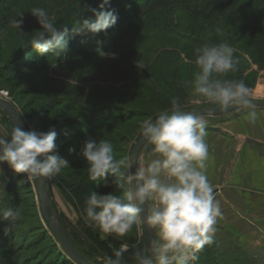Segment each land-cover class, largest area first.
Listing matches in <instances>:
<instances>
[{
	"label": "clouds",
	"instance_id": "9594fccd",
	"mask_svg": "<svg viewBox=\"0 0 264 264\" xmlns=\"http://www.w3.org/2000/svg\"><path fill=\"white\" fill-rule=\"evenodd\" d=\"M109 2L102 0L101 10H93L94 20L77 23L73 38L113 27L118 17L113 10H105ZM30 13L42 30L31 35L29 45L41 56L65 53L69 43L67 29L57 27L55 17L42 7H33ZM22 23V19L13 21L17 32ZM194 64L196 71L184 84L197 103L214 105L224 112L246 110L244 118L257 122L259 114L251 89L242 80L222 78L235 72L238 65L230 45L205 43L197 47ZM137 67L144 68L140 63ZM206 128L203 115L185 111L173 98L170 108L140 123L138 135L151 147L145 165L136 167L134 172L133 160L128 156L117 159L108 140H85L80 155L86 162L89 180L99 186L113 177L120 190V194H100L91 189L83 210L85 223L98 230L103 239L124 240L134 229L151 230L154 238L147 250L132 253L134 264H194L197 254L213 243L222 212L207 176L210 154ZM56 136L54 128L36 132L16 125L10 133L0 134V164L6 162L13 173L26 174L30 183L54 179L69 167L68 161L57 154ZM6 182L0 181L3 191ZM20 217L18 208L0 210V220L8 222L7 228ZM129 247L123 242L112 255L98 259L101 264H128L125 253Z\"/></svg>",
	"mask_w": 264,
	"mask_h": 264
},
{
	"label": "rangeland",
	"instance_id": "374dc122",
	"mask_svg": "<svg viewBox=\"0 0 264 264\" xmlns=\"http://www.w3.org/2000/svg\"><path fill=\"white\" fill-rule=\"evenodd\" d=\"M74 1L21 0L14 7L13 12L0 14V65H3L8 59L7 57L15 52L21 44L30 40L34 32L42 30L37 19L30 13L33 7H42L53 16L55 13L64 10L67 4ZM225 15H228L226 21H224L226 23H222V26H217V30H221L223 27L226 30H232L231 34L204 28L203 35H200V41H194V39L190 44L186 43V45L181 46V42L184 43L183 41H189L194 38L192 32L187 31L185 26V29L184 27L178 28L175 23L176 26L173 24L175 28H169L166 23L170 20L171 15L167 16L163 12H159L158 16L149 18L142 25V30L145 34L142 36L141 42L137 47L121 50L111 49L106 53H99L98 62L95 64L93 62L92 69L86 68L87 71L84 69L85 75H88L85 78L86 84L78 83V79L73 80L64 74V71H57L55 69H49L46 74L50 75V79L52 80L49 81L51 82L42 83L41 75H45L46 72L40 67H35L32 70L23 72V79L21 80H12V82L0 79V93L14 103L25 119L30 131L46 132L50 128H54L59 133L65 123L70 120V118L63 116L64 103H61L50 115L43 113V108L52 104L53 100L57 102L56 96H62L72 86L75 87L78 84L87 85L88 87L94 86L105 96V98L100 99L102 103H107L109 98L112 97V103H116V105L134 112L124 124L112 121L111 125L101 131L95 140L104 139L111 142L114 155L117 159L125 156L131 158L132 149L140 138L138 135L140 123L144 119L155 117L159 112L170 108L173 98L178 99L184 109L215 107L203 102L197 103V98L192 95L191 89L184 84V81L191 79L193 73L196 71L194 64L195 49L207 43V34L212 32L224 34V38H226L225 42L235 50V58L238 60L237 69L235 72L229 73L226 77L222 78L237 81L242 80L251 89L252 97L264 99V59L256 55V52L251 47L245 46V41L239 34L233 36L235 30H241L242 25L235 23L229 14ZM21 19L23 23L18 32H22L23 34H19L13 27V21ZM56 24L58 27L59 17L56 18ZM254 34H257L256 31ZM133 36L135 37V35ZM196 40L198 39L196 38ZM237 47L240 48L239 52H237ZM160 50L164 52L161 55L159 54ZM137 53H140L141 57L138 58ZM111 54H115V58H111ZM155 60L157 62L160 61L158 62L159 66H162L161 68L166 70L165 79L167 80L166 83L159 81L160 92L156 96L157 98L154 94L155 89H151L150 93H146L148 80L154 77L152 71H154L156 63H152ZM137 61L144 68L137 69ZM145 69L147 71L142 75ZM135 76H139L138 81L131 82ZM24 80L28 81L24 82ZM29 80L32 81L29 82ZM33 81L36 83H31ZM142 89H144L145 93L141 92ZM123 91L126 93L128 91L129 95L133 93L141 94L144 101L141 103L139 100H132L129 95L122 96ZM108 103L110 104V102ZM205 119L208 124L210 121H215L219 118L206 117ZM12 128L13 126L6 119V115L0 108V134L10 133ZM86 139L88 138L78 139L73 142L56 137L57 154L62 159L68 161L69 167L64 169L54 179L49 180L48 189L51 193L52 203L58 214L62 217L68 233L77 241L81 249L98 259L105 255H112L113 250L118 248L123 242L128 243L130 246L134 244L136 239L139 242L143 241L144 229L139 232L134 229L123 241L118 240V242H113V237L103 239L102 234L98 230L93 229L91 232H86L80 226L78 212L72 203L69 193L65 189V185L68 182L80 180L87 174L86 162L80 155L81 148ZM0 170L3 171L0 181H4L5 179L7 181L4 185L5 192L3 191V186L0 185V210L8 208V200H10L14 193H22L20 194L22 201L19 207L21 217L8 228L9 232L12 235L18 234L16 239L20 241L24 235H19V233L26 232L27 229L32 234V236H26L28 240L32 237L31 239L37 242L35 244L36 248L28 249L30 257L23 258V264H38L33 260L38 257L36 251H39V253L41 251L44 257H46L45 259L52 257L53 262L51 264L61 263L58 258L63 253L60 252V244L50 232L43 218L36 183H30L27 180L26 174L13 173L6 162L0 164ZM232 170V168H228L227 177L232 175ZM108 180L107 178L102 183L108 182ZM115 189L114 193L120 194V190L118 188ZM96 191L100 194H105V191L101 187H98ZM214 194L217 200L220 190H215ZM260 199L259 213L264 218V195L260 194ZM251 224L258 235L257 241L252 247L245 240H243L242 245L240 241H235L233 236L234 231L230 230L234 228V225L217 222L213 243L205 246L197 254L198 260L206 257V260H213L216 263L219 262V264H224L226 260L234 263L235 259L239 261V264H264V221L263 223L252 222ZM6 225L8 227L7 221ZM28 240L24 239L20 242H27ZM57 255L58 257L55 259ZM44 260L39 261V263L46 264ZM198 260L194 264H198Z\"/></svg>",
	"mask_w": 264,
	"mask_h": 264
},
{
	"label": "trees",
	"instance_id": "16d2710c",
	"mask_svg": "<svg viewBox=\"0 0 264 264\" xmlns=\"http://www.w3.org/2000/svg\"><path fill=\"white\" fill-rule=\"evenodd\" d=\"M20 1L21 0H0V14L13 12L14 7ZM101 3L102 0H75L73 3L67 4V7L62 10L63 12L55 13L53 15L55 19L59 17L58 27L62 28V30L66 28L68 31L69 43L66 52L59 56H55L51 53L41 56L29 45L30 40H28L21 44L15 52L11 53L3 65H0V79L4 81L21 80L23 79V72L32 70L35 67H40L46 72L45 75H41L42 83H47V81L52 80L50 79V75L46 74L49 69H55L57 71H64V74L68 75L73 80L78 79V83L86 84L87 81L85 78L88 75H85V70L92 69L93 62L94 64L98 62L99 53H106L111 49L121 50L137 47L141 42L142 36L145 34L142 30V25L149 18L158 16L159 12H163V14L167 16L171 15L170 20L166 23L169 28L176 24L178 28L185 26L187 31L192 32L194 38L189 41L187 40L188 42H181V46L186 45V43L190 44L194 39V41H200V35H203L204 28L231 34L232 30H226L223 27L221 30H217V26H222V23H226L224 21H226L228 15L225 14H229L235 23H240L242 25L241 30H235L233 36L239 34L245 41L244 45L248 48L251 47L256 52V55L264 59V0H110L105 10L114 11L118 17L116 24L97 34L89 33L86 35H76L73 38L74 26L84 19L94 20L93 10L100 11L99 5ZM255 31L257 34H254ZM221 33L212 32L207 34V43L213 45L226 43V38H224V34L222 35ZM133 35H135V37ZM196 38L198 40H196ZM239 49L240 48L237 47V52H239ZM163 53V50H160L159 54L161 55ZM137 56L139 58L141 54L137 53ZM158 62L155 60L152 63H156V67L155 69L153 68L154 71H152L154 77L148 80L146 92L150 93L151 89H155V97L159 95L160 92L159 81L163 83L167 82L165 79L166 70L161 68L162 66L160 67ZM136 63H138V61ZM138 68L139 67H137V69ZM146 71L147 69L142 72V75H144ZM138 79L139 76H135L131 82L138 81ZM26 81L24 80V82ZM30 81L32 80H29V82ZM31 83L36 82L33 81ZM66 91L67 92H64L62 96H56V99H58L57 102L53 100L52 104L45 106L42 110L43 113L50 115L61 103H64L63 116L65 118H70V120L65 123L59 133L56 132V137L61 140L74 142L78 139H95L101 131L107 129L111 125L112 121H118L124 124L134 114L133 111L116 105V103H112V97L109 98L107 103H102L100 99L105 98V96L94 86L88 87L87 85L78 84ZM141 92L145 93L144 89H142ZM121 95H129V92L127 91L126 93L123 91ZM129 96H131L132 100L136 99L141 103L144 101L141 94L133 93ZM108 102H110V104ZM6 119L15 127V124L7 116ZM108 179V182H100V185L96 186L89 180L87 173L80 180L68 182L65 185V189L69 193L72 203L78 212L79 224L86 232H91L93 228L89 227L84 220L83 210L85 208V201L88 198L90 190H96L98 187H101L105 191V194L110 192L114 193L116 187L113 183V179H111V177H108ZM20 194L22 193H14L10 200H8V208L19 209L22 201ZM49 194L51 197L50 190ZM61 220L63 222L62 217ZM6 228V221L0 220V264H23V258L30 257L28 249L36 248L35 244L37 242L31 239L32 237L28 240L26 236H32V234L31 231L27 229L26 232L19 233V235H24L20 241L24 239L28 241L20 242L16 239L18 234L12 235L8 228ZM68 234L74 246L84 257L89 261L101 264L100 260L92 257L90 253L81 249L77 241L71 237L70 233ZM113 242H118V239L114 238ZM143 242L142 240L139 242L138 239H136L134 244L130 245L129 251L125 253V259L128 264H134V261L131 259L132 253L137 249L143 250ZM36 252L38 253V257L33 260L40 264L39 261L44 260L46 257H44L41 251L40 253L39 251ZM60 252H62L63 255L59 256L58 259L61 263L59 262L58 264H78L67 255L61 245ZM57 257L58 255L55 259H57ZM48 258L44 261H46V264H51L53 262L51 259L52 257ZM198 264H219V262L216 263L213 260H206V257H204V259L198 260ZM224 264H239V261L235 259L234 263H232L226 260Z\"/></svg>",
	"mask_w": 264,
	"mask_h": 264
},
{
	"label": "crops",
	"instance_id": "0c3cea01",
	"mask_svg": "<svg viewBox=\"0 0 264 264\" xmlns=\"http://www.w3.org/2000/svg\"><path fill=\"white\" fill-rule=\"evenodd\" d=\"M256 111L259 119L255 124L244 118L243 111L210 121L206 128L210 154L207 176L214 191L220 190L217 201L222 217L218 222L234 225L230 229L234 234L229 233L235 241L242 245L245 240L251 247L258 236L251 223L264 221L259 213L260 194L264 195V109ZM150 147L146 145L142 152L141 167L148 160ZM228 168L233 170L227 177Z\"/></svg>",
	"mask_w": 264,
	"mask_h": 264
},
{
	"label": "water",
	"instance_id": "95a60500",
	"mask_svg": "<svg viewBox=\"0 0 264 264\" xmlns=\"http://www.w3.org/2000/svg\"><path fill=\"white\" fill-rule=\"evenodd\" d=\"M253 103L256 105V109L261 108L264 109V99L255 98L253 97ZM0 108L3 113L16 125L22 127L24 131H30L23 116L14 105L12 101L5 98L3 94L0 93ZM185 111L193 112L199 115H203L204 118H222L232 114H235L240 111H236L234 109H228L226 112L220 111L216 106L215 107H208V108H201V109H186ZM251 142H255L251 140ZM258 143V142H257ZM146 144L140 137L137 142L135 143L132 152H131V159L134 162V167L132 171L134 172L136 167H141V156ZM37 185V192L39 201L41 204V212L45 218L47 226L53 233V235L57 238L60 245L63 247L64 251L67 255L73 259L78 264H97L92 261H89L86 257H84L78 249L74 246L66 227L64 226L60 215L56 211L49 194V181L36 183ZM143 250H147V246L149 242L154 238V233L147 229L146 227L143 228Z\"/></svg>",
	"mask_w": 264,
	"mask_h": 264
},
{
	"label": "bare ground",
	"instance_id": "6f19581e",
	"mask_svg": "<svg viewBox=\"0 0 264 264\" xmlns=\"http://www.w3.org/2000/svg\"><path fill=\"white\" fill-rule=\"evenodd\" d=\"M260 90V89H259Z\"/></svg>",
	"mask_w": 264,
	"mask_h": 264
}]
</instances>
